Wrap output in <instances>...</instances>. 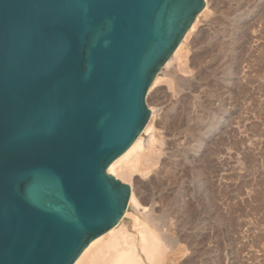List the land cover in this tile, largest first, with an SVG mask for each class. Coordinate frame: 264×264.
<instances>
[{
	"label": "water",
	"instance_id": "1",
	"mask_svg": "<svg viewBox=\"0 0 264 264\" xmlns=\"http://www.w3.org/2000/svg\"><path fill=\"white\" fill-rule=\"evenodd\" d=\"M204 0H0V264H72L123 215L106 168Z\"/></svg>",
	"mask_w": 264,
	"mask_h": 264
},
{
	"label": "bare ground",
	"instance_id": "2",
	"mask_svg": "<svg viewBox=\"0 0 264 264\" xmlns=\"http://www.w3.org/2000/svg\"><path fill=\"white\" fill-rule=\"evenodd\" d=\"M215 2H213V0H204L205 4L202 10L196 15L181 41L175 47L170 57L163 64V69L159 75L158 72L161 68L158 70L157 74L153 78V81L148 87L149 89L147 91V97H149L148 95L152 92L154 86L161 81L160 75H167L164 77H171L169 79L167 78L168 80L165 79V81L168 82L166 86L170 88L169 91L171 90V94L173 95H170V97L169 95L167 96L168 100L166 101L164 109L162 108L163 110H161L162 113L159 116V121H152L153 116L151 115L152 117L148 119L142 131L136 136L128 148L117 158L111 161L106 168L107 173H111L115 178H119V180L121 179L122 182H125L130 186V195L123 215L117 220L113 227H111L105 233L92 239L81 250L72 264H198L203 260L201 255H206L201 254L203 252L200 251L203 246H206L202 245V242H197L198 239L196 241L191 232L195 234L198 228H202L205 224L207 225V219H205V217L210 216L209 218H211V215L213 214H217L218 217L220 209L219 207L213 205V202H211L212 197L210 198L207 190L209 186L206 185V183H208L207 180L209 173H216L218 166L216 165L215 158L213 157V152L210 151L213 150V148L209 150H203L201 152V155L206 157V164L202 166L199 163H194L197 158H193L191 153L203 149L204 145H206L208 139L210 138L211 132H224V129H222L221 126L227 121V111H225V109L222 107V109L220 108L216 110L214 108L216 111L213 110L212 112H208V109V111L205 110L207 108L206 101H214L213 98H215V101H221V92L225 88H227V92L234 94V88L232 87V84H234L233 81L236 80L235 75H237L239 78L241 74L238 75L237 73L243 70V68L237 69L239 70L238 72L235 71L233 68L234 64L229 65L228 59L226 60V57L231 55L233 56L232 51L229 52L230 54H228V51L230 47L232 48L234 43L236 44V37L234 38L235 32L239 30L243 23L248 18H250V15H252L253 12L257 10L258 6L261 5L259 2H262V0H227L226 2H233V4H235L234 7H236L233 10V7L230 5L232 7L230 8L233 11H230V8H227L228 10L226 11L225 9V12L223 11L224 9L222 10L216 8L217 5H213ZM229 3L226 5V7L229 6ZM225 4H219L218 7L221 5H224L223 7H225ZM263 8L264 7L261 9L263 10ZM210 10L213 12H211L210 17L213 15L211 18L209 17ZM262 10H257L259 14L258 18L260 17V13L264 11ZM232 12L235 15H233ZM231 14L234 17H230ZM206 18L209 21H207V23L205 21ZM258 18H256V20H258ZM203 20L206 23H203L204 25L202 24ZM252 22L253 21H251V23ZM200 23L205 27H202ZM245 23L247 24L248 22L246 21ZM254 24L256 25V23H253V25ZM262 26L260 29L263 28ZM248 27L251 26L248 24ZM246 31L244 32L245 34ZM260 31H263V29ZM189 47L194 49L192 51L191 48L192 54L190 52V59L188 57ZM261 48L264 49V47ZM260 52V54H255L257 57H255V61L251 63L253 64L251 65L253 67L249 66L252 68H249L252 70L251 73L254 71V74L256 75L261 74L264 68L263 67L261 70V62L264 59V52ZM251 58L253 57L250 56V61L253 60H251ZM246 61L249 65V61ZM172 62L176 63V68H173V65L171 66ZM224 65L225 67H223ZM249 69L248 72L247 69H244L245 72L243 70L242 73H244V75L242 74L240 76V80L241 77L244 79L243 77L247 73V75H249ZM176 71H179V74L176 73ZM180 73H182V75ZM190 73L196 79L194 82L191 80V83L188 80L189 78L185 77ZM254 74L252 73L251 78H245V80H242L243 82H238L236 85V89L239 90L240 94L242 95L243 93L244 101L249 99L255 102L261 97L260 95L257 97L251 88V84L255 82H253L252 79ZM263 76L260 75V77ZM194 78L193 80H195ZM218 80H222L224 83L223 87L225 88L222 91V85H218L216 88L213 87V83L215 82L214 84H217V82H219ZM261 86L264 87V83ZM254 88H256V86ZM258 88L260 90V87ZM183 89H188L190 94H181V92L184 91ZM157 91L159 90L157 89ZM257 93L259 92L257 91ZM229 99H231V97ZM240 99H242V97ZM234 100L236 101V99ZM154 109L150 108L151 114L154 113ZM172 111H175L176 113L171 114ZM205 111H207V113H205ZM153 124L158 126V129L161 131L158 129L151 131L150 129L153 127ZM149 130L151 132L148 133ZM257 135L255 133V136ZM182 136L185 137L184 141L181 139ZM180 139L183 142H180ZM217 140L219 141L220 139L218 138ZM224 143L225 142H223V140H220V142L216 143V146L219 147ZM226 148L224 149L226 150ZM214 151L216 152V150ZM220 151L221 150H219V152ZM250 157L249 159L251 161ZM134 174H139V176L151 174L148 180L146 179V182L143 183L147 189L146 191H148L146 194L139 193L138 185L140 184H138V178L134 176ZM219 174H221V172ZM160 190V194H157V192ZM221 190L223 193V186ZM221 195L223 196V194ZM139 205H141L143 208V212L141 214L142 221L136 224L137 227L134 232L135 234L132 233L129 235L126 233L124 219L127 215H130V209H134ZM146 206L149 207L148 210H146ZM254 208L256 210V206ZM203 214L205 217L204 220L201 221V225L200 220L202 218H198ZM173 220L177 223H174V225L176 224L177 228H180L178 232L181 231V233H185V236L182 234L185 238L180 235V232L179 234L173 233L172 228L176 227H174L172 224ZM174 231H176V229ZM181 237H183L185 240V243L182 242L183 244H180L179 242L183 241L180 239ZM199 246H201L200 249ZM189 249L192 251L193 256L190 254L191 256L182 259L183 255ZM205 252L207 253V250ZM208 253L210 252L208 251Z\"/></svg>",
	"mask_w": 264,
	"mask_h": 264
},
{
	"label": "rangeland",
	"instance_id": "3",
	"mask_svg": "<svg viewBox=\"0 0 264 264\" xmlns=\"http://www.w3.org/2000/svg\"><path fill=\"white\" fill-rule=\"evenodd\" d=\"M226 1L227 0H213V2H215V3H213V5H217L216 8H219L222 10L224 9L223 10L224 12H225V9L227 11L231 6L233 7V8L232 7L231 8L234 10L236 7V6L234 7L235 4H233V2L229 3ZM223 3L224 4L226 3L225 7H223L224 5H221L220 7H218L219 4H223ZM228 3H229V6L226 7V5H228ZM259 3H261V5L258 6L257 10H262L261 8L264 7V0H262V2H259ZM259 7H260V9H259ZM231 8L229 10L233 11ZM257 10H255L253 12V14L250 15V18H248L246 20L248 23L246 24L245 23L246 21H245L243 23V25L241 26V28L235 32L234 38L236 37L235 38L237 40L236 44L234 43L233 44L234 46L232 45V48L230 47V49L228 51V54H230L229 52L232 51L234 57L232 55L229 57H226V60L228 59V64L229 65L234 64L233 68L237 72L239 71L237 69H242V68H243V70L247 69V72H248V69L249 68L252 69L251 67H253V66H251V65H253L251 63H253V61H255V59H256L255 57H257V55H255V54H260L261 53L260 51L264 52V49L261 48V47H264V40H263L264 39L263 38L264 37V24H263L264 23V15H263L264 8L262 10L263 12L260 13L259 18H258L259 14H258ZM211 12L212 11L210 10L209 17L211 15ZM232 14H233V12H232ZM232 14L230 15V17H234V16H232ZM233 15H235V14H233ZM256 18H258V20H256ZM205 21L207 23V21H208L207 18L205 19ZM205 21L203 20L202 24L203 23L206 24ZM251 21H253V22L251 23ZM253 23H256V25L255 24L253 25ZM260 23H262L263 26ZM202 24L200 23V25L202 27H205V26H203L204 24L203 25ZM248 24L252 28L248 27ZM254 26H256V27L258 26L257 29ZM261 26L263 28L260 29ZM209 29H211V28H209ZM262 29H263V31H260ZM245 31H246V34L244 33ZM191 48L192 47H189V52H188L189 59H190V56L192 54V51L194 50L192 48V51H191ZM260 48H261V50H260ZM190 52H191V54H190ZM248 53L251 57H253V58H251V60L253 59L252 61H250V56L248 55ZM250 53H253V54H250ZM263 56H264V54H263ZM241 57H244V58H241ZM246 57L249 59H247ZM245 59L249 61V65ZM263 61H264V59H263ZM263 61L261 62V70L264 67ZM242 63H243V65H242ZM175 65H176V63L172 62L171 66L173 68H176ZM245 66H246V68H245ZM249 66H251V67H249ZM223 67H225V65ZM162 69H163V67H161V69L159 70L158 75ZM243 70L240 71L241 73L240 72H238V73L236 72V73L238 75H240V74L244 75V73H242ZM245 70H244V72H245ZM251 71L252 70L249 71V75H247L248 73L246 72L247 74L245 73L246 75L243 77L244 79H242V77H241V80L239 79L241 75L239 76V78L237 75H235L236 80H234L233 81L234 84H232V87L234 88L233 89L234 94L227 92V90H226L227 88L223 87L224 83L222 82V80L221 81L218 80L219 82H217V84H214L215 82L213 83V85H214L213 87L216 88V87H218V85L219 86L222 85L223 88L221 89V91L224 88L225 89L223 90L224 92L223 91L221 92L222 93L221 101L220 100L215 101V98H213L214 101H209V102L206 101L207 102L206 103L207 108L205 110L208 109L209 110V111L207 110L208 112H212L213 110L216 111L220 108L222 109V107H223V109H225V111H227V115H226L227 121L224 123V125L221 126V128L224 129L223 130L224 132L218 133L217 131L212 130L213 132H211L210 138L208 139V142L206 143V145H204L203 149H200L197 152L191 153V156L193 158H197L196 161H198V162L195 161L194 163H196V164L199 163L202 166V165L206 164V162H205L206 157L204 155H201V152L203 150H209V149L213 148V150H210V151L213 152V157L215 158L216 165L218 166V168L216 169V171H217L216 173H218V174H216L214 172L215 173V177H214V173L213 174L209 173V177H208L207 182L210 185L208 183H206V185L209 186L207 189L209 196H210V198L212 197L211 202H213V205L219 207V209H220V212L218 213V217H217V214H213L214 216L211 215L213 217V218L211 217L213 219L212 220L211 218H209L210 216L205 217L204 214L199 216L198 219H200V217L202 218L200 220V224L202 225L201 221L204 220V217H205V219H207L206 220L207 225L205 224V225H203L202 228H198V230H196L197 232L196 231H195L196 233L194 232L195 234H193V232H191L192 235L194 236L195 240L197 241V239H198L197 242H202V245L206 246V247L203 246L204 249H203V247H202V249H200L201 246H199L200 251L203 252L201 254H206V255L205 256L201 255V258L203 260L200 261L198 264H205V262H206V264H218V263L219 264H264V211H263L264 210V206H263L264 205L263 204V202H264V198H263L264 197V190H262V189H264V177H263L264 176V137H263L264 136V90H263L264 87L261 86L264 83V76H263L264 75V72H263L264 68H263L261 74L256 75V74H254L255 73L254 71L252 72L254 74L252 79H253V82L254 81L255 82L254 83L252 82L253 84H251V86H252L251 88L253 89V93H255V95L257 97H259V95L261 96L260 97L261 99L259 98V100L255 101V102L251 101L249 99H246V101H244L243 93L241 95L239 90L236 89L237 88L236 85L238 84V82L245 80V78L247 79L249 77L250 78L252 77ZM176 73L179 74V71H176ZM180 74L182 75V73H180ZM250 74H251V76H250ZM260 75H262L263 77H260ZM164 76H167V75H160L161 81L158 82V84H156L154 86V88L152 89V92L148 95L149 97H147V92L145 95V102H146L147 107H149L148 109L150 110V108L154 109L156 107L154 109L155 111L153 110L154 113H152V114L150 113V115H149L150 116L149 118H151L153 116L152 121H154V120L159 121V116L162 113L161 110L164 109V107L166 105V101L168 100L167 96L169 95V97H170V95H173V94H171V90L169 91L170 88H168L166 86V84L168 82L165 81V79H167V78L169 79L171 77L170 76L164 77ZM185 77L189 78V79L188 78L187 79L190 81V83H191V80H192V82L196 81V79L194 78V76L191 73L187 74ZM193 78L195 80H193ZM237 79H238V81H237ZM257 79L258 80L260 79L261 81L260 80L258 81ZM258 82H260V83H258ZM255 86H256V88H254ZM258 87H260V90ZM166 88H168V89H166ZM148 89H147V91H148ZM157 89L159 91H157ZM153 90H154V92H153ZM183 90L184 91H182L181 94H185V93L190 94L188 92V89H183ZM257 91L259 93H257ZM223 94H224V96H223ZM229 96L231 97V99H229L230 98ZM233 96H235V97H233ZM241 97H242V99H240ZM232 98H233V100H232ZM225 99H226V101H225ZM234 99H236V101ZM161 100H163V101H161ZM241 100H243V101H241ZM208 106H209V108H208ZM246 106H247V108H246ZM159 108H160V110H159ZM207 111H205V113H207ZM175 113H176L175 111L171 112V114H175ZM232 127H234V128H232ZM152 128L150 130L154 131V130L158 129V126L153 124ZM150 130L148 131V133L151 132ZM225 130H226V132H225ZM159 131H161V130H159ZM255 133H256V135L257 134L258 135L255 136ZM217 135H218V137H217ZM221 135H222V137H221ZM223 136H225V137H223ZM218 138L220 140H223V142H225L224 144H221L219 147L216 146V143L220 142V140L219 141L217 140ZM181 139L184 141L185 137L182 136ZM182 140L180 142H183ZM168 141H169V139H168ZM224 148H226V150ZM214 150H216L217 154ZM219 150H221V151L219 152ZM222 156L224 157L225 160L223 159ZM242 156H243V158H242ZM249 157L251 158V161H250ZM182 166H184V165H182ZM219 171L221 172V174H219L220 173ZM222 174H223V176H222ZM212 175H213V177H212ZM134 176H136L138 178V181H139L138 184H140V185H138L139 186V188H138L139 193L140 194H146L148 191H146L147 189L145 188L143 183L146 182V179L148 180V178L151 176V174L146 175V176H141V175L139 176V174H134ZM222 182H223V184H222ZM219 184L223 186V193L221 190L222 186H220ZM213 185H215V186H213ZM220 190H221V192H220ZM160 192H161V190L158 191L157 194H160ZM220 193L223 194V196ZM156 200H158V199H156ZM260 203H261V205H260ZM218 205H220V206H218ZM255 206H256V210L254 208ZM148 208L149 207L146 206V210H148ZM261 209H262V211H261ZM129 211H130V215L129 216L127 215L128 217L127 216L125 217L124 224H125L126 233L130 235L132 233L135 234L134 232H135L136 227H137L136 224L142 221L141 214L143 212V208L141 205H139V206H136L134 209H130ZM169 222H170V220H169ZM174 223H176V222L173 220L172 224L174 225ZM176 224L174 225V227L175 226L176 227L172 228V230H173L174 234H177V233L179 234V232L181 233V231L178 232V230L180 228H177ZM175 229H176V231H174ZM207 233H208V235H207ZM182 234L184 235L185 233H181L180 235H182ZM196 235H197V237H196ZM183 237L180 238L181 240H183V241H179L180 244L185 243V240H184L185 237L184 238ZM204 250L205 251L207 250V253ZM208 251L210 253H208ZM190 254L193 256L192 251L189 249L183 255L182 259H185L186 257L191 256Z\"/></svg>",
	"mask_w": 264,
	"mask_h": 264
}]
</instances>
